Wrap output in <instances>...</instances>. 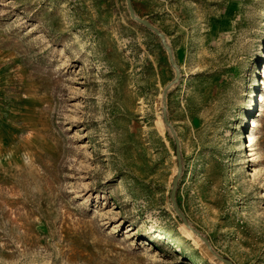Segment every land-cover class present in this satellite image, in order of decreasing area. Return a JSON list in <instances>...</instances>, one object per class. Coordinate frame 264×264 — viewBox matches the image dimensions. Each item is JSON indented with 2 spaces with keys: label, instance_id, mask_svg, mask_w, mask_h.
I'll list each match as a JSON object with an SVG mask.
<instances>
[{
  "label": "rangeland",
  "instance_id": "374dc122",
  "mask_svg": "<svg viewBox=\"0 0 264 264\" xmlns=\"http://www.w3.org/2000/svg\"><path fill=\"white\" fill-rule=\"evenodd\" d=\"M0 264H264V0H0Z\"/></svg>",
  "mask_w": 264,
  "mask_h": 264
},
{
  "label": "water",
  "instance_id": "95a60500",
  "mask_svg": "<svg viewBox=\"0 0 264 264\" xmlns=\"http://www.w3.org/2000/svg\"><path fill=\"white\" fill-rule=\"evenodd\" d=\"M175 183H176V181H175ZM175 183H174V184H175ZM175 192H176V189H175V187H174V189H173V196H174Z\"/></svg>",
  "mask_w": 264,
  "mask_h": 264
}]
</instances>
